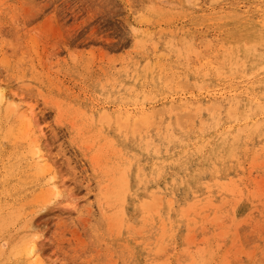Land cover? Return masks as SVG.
<instances>
[{"label": "rangeland", "instance_id": "rangeland-1", "mask_svg": "<svg viewBox=\"0 0 264 264\" xmlns=\"http://www.w3.org/2000/svg\"><path fill=\"white\" fill-rule=\"evenodd\" d=\"M0 87L50 165L0 105V264H27L32 233L43 264H264V0H0ZM125 110L156 112L134 128Z\"/></svg>", "mask_w": 264, "mask_h": 264}, {"label": "bare ground", "instance_id": "bare-ground-1", "mask_svg": "<svg viewBox=\"0 0 264 264\" xmlns=\"http://www.w3.org/2000/svg\"><path fill=\"white\" fill-rule=\"evenodd\" d=\"M133 1V0H132ZM134 1H136V0H134ZM128 3V2H127ZM127 5H129V4H127ZM131 5H133V4H131ZM130 5V6H131ZM207 6V5H206ZM35 16V15H34ZM50 19V18H49ZM48 19V20H49ZM56 20V19H55ZM53 23V22H52ZM218 41V40H217ZM209 42V41H208ZM213 42V41H212ZM263 42V41H262ZM206 44V43H205ZM221 44V43H220ZM253 45H255V44H249V45H247V47L249 48V49H247L246 50V53H245V56H252V52H251V50H252V47H253ZM206 48V47H205ZM257 48V47H256ZM211 49V48H210ZM194 50V49H193ZM225 50H228V49H224L223 51H225ZM197 51H199V49L197 50ZM196 51V52H197ZM194 52V51H193ZM197 54H199V53H195L194 55H197ZM207 54V53H206ZM228 54H230V52H228ZM201 56V55H200ZM203 58H205V59H209V60H207L206 61V63L205 64H203V65H207L208 66V68L210 67L211 69H219L220 67H222L223 66V64H224V62L226 61V59H222V60H220V58H216L215 56H213V55H204V56H202ZM202 59L200 58L199 59V61H201ZM199 67H201V66H199ZM216 71H219V70H216ZM215 72V71H214ZM219 72H222L223 73V71H219ZM216 73V72H215ZM231 74V73H230ZM232 75V74H231ZM223 76V75H222ZM169 81H171V78H170V80ZM180 81V80H179ZM176 84H177V82H176ZM181 84H184V83H181ZM186 84V83H185ZM204 85V84H203ZM124 87H126V86H124ZM170 88V87H169ZM248 97V96H247ZM250 97V96H249ZM220 101H217V100H212V102L209 104V105H204L205 107V109H206V107H210V108H212V109H218L219 110V105H220ZM0 105H2L3 106V108L5 107L6 109V111H8V112H10L11 114H13V115H15V116H17V117H19L20 119H24V122H25V125L27 126V127H25V132H24V134L27 136V137H29V144H30V146H29V159L31 160V162L36 166V169H37V171L39 172V171H41L42 169H44V168H49V163H48V160H47V158H46V156H45V153L43 152V148H41V145H42V143H40V142H42V141H40L41 140V138L43 137V136H37V135H35V131L36 130H34L33 128H34V122L33 121H35L34 120V118L35 117H33L32 118V115H31V113L30 112H32L33 110H26L23 106H22V99H21V97H18L17 96V94H8V93H6L1 87H0ZM172 104H170L169 106H171ZM181 107V109L182 110H179V111H181V112H185V116L186 115H189V117L187 116V117H185V118H190V117H192L191 115L193 114V116H195V115H197L200 111H201V109H202V107H201V100L200 99H197V100H195L194 99V101H192V99H190V100H187V101H184V102H182L181 103V105H178V107ZM164 107V106H163ZM176 105L175 106H171V107H169V110H161V111H166V112H168L169 113V115L170 114H175V118L177 119V121H178V119H179V121H178V123L179 124H181L182 125V123L184 122L183 120H181L180 121V118L182 117V114L183 113H181V117L180 116H178L179 115V113L177 112V114L175 113V111L176 110H170L171 108H175V109H179ZM8 109V110H7ZM162 109V108H161ZM163 109H165V107L163 108ZM229 110V109H228ZM235 111V110H234ZM156 112V111H155ZM154 112V110H132V111H124V112H122L121 114H117L118 115V119L120 120V123L122 124V125H124V124H131L134 128L135 127H139V126H143V125H147V126H149V128L151 127V124L153 123V120H152V117H153V113H155ZM160 112V110L158 109V113ZM80 113H82V112H80ZM102 113V112H101ZM162 113V112H161ZM252 113V112H251ZM33 114V113H32ZM98 115V114H97ZM100 115V114H99ZM177 116H178V118H177ZM101 119H104V120H112L109 116H106L105 114H102L101 116H100V119L99 120H101ZM190 119H193V118H190ZM92 120H93V116H92ZM91 120V121H92ZM160 120H161V118L159 117V119H158V122H160ZM175 120V119H174ZM102 121V120H101ZM176 121V120H175ZM93 122V121H92ZM152 122V123H151ZM181 122V123H180ZM101 123V122H100ZM175 123V122H174ZM177 123V124H178ZM259 123H260V121H259ZM22 124V123H21ZM105 124V123H104ZM114 124H115V120H114ZM118 124V123H117ZM148 124H150V125H148ZM187 124H189L188 122H187ZM106 125H108L107 123H106ZM116 125V124H115ZM190 125V124H189ZM188 125V126H189ZM158 126V125H157ZM21 127H22V125H21ZM143 127H145V126H143ZM156 127V126H155ZM181 127H183V126H181ZM192 127V126H191ZM118 128V127H117ZM127 128V127H126ZM132 128V127H131ZM165 128H167V127H165ZM37 129V128H36ZM123 129V128H122ZM137 129V128H136ZM120 131V130H119ZM198 131V130H197ZM132 132V131H131ZM135 132V131H134ZM139 132V131H138ZM118 133V132H117ZM23 134V135H24ZM133 134V133H132ZM24 135V137H26ZM230 136V135H229ZM139 137V136H138ZM125 138V137H124ZM141 138V137H140ZM139 138V139H140ZM26 139V138H25ZM27 141V140H26ZM146 143V142H145ZM151 143V142H150ZM148 144V143H147ZM220 144H221V146L224 148L226 145H228V146H230V141L229 140H227V138L224 136V137H222L221 139H220ZM229 148V147H228ZM156 149H157V147H156ZM155 149V150H156ZM195 157V156H194ZM94 160H96L97 158L96 157H94L93 158ZM127 160V159H126ZM259 162V161H258ZM75 163H76V161H75ZM262 163V162H261ZM50 169V168H49ZM49 169H48V171H49ZM138 169V168H137ZM87 170L88 169H86V168H82V170H77V171H75L74 170V172H75V174H77V173H79V174H82V175H84V178H86L87 180H89V176H88V173H87ZM139 170V169H138ZM128 171H129V168H128ZM141 171V170H140ZM53 174V173H52ZM125 175V174H124ZM55 174H53V175H50L49 176V179L47 180V192H48V196H49V198L51 199V200H55V199H58V198H60V195H61V190H60V184H59V182L58 181H56V179H55ZM158 176V175H157ZM192 179L194 180L195 179V177H192ZM214 180H216V179H214ZM257 182V181H256ZM125 183H126V181H125ZM127 184V183H126ZM126 186V185H125ZM222 186V185H221ZM206 188H208V187H206ZM223 188V187H222ZM160 190V189H159ZM46 192V191H45ZM41 194V193H40ZM151 194V193H150ZM209 194V193H208ZM151 195H153V194H151ZM46 198V197H45ZM168 200V199H167ZM206 200V199H205ZM171 201V200H170ZM49 202H51V201H49ZM160 203H161V200H160V197H159V194L158 195H153V196H151L150 198H148V199H144V200H142V201H140V203H139V207H140V209L141 210H145L146 212H149L150 210H157L156 208L158 207V205L160 206ZM188 203V202H187ZM192 203V202H191ZM208 203V202H207ZM170 204H172V201L170 202ZM192 205V204H191ZM187 206L189 207L190 205H188L187 204ZM187 206H185V208H186V211H187ZM76 207V206H75ZM200 207V206H199ZM204 207V206H203ZM217 207V206H216ZM92 208V205H90L89 206V210H92L91 209ZM205 208V207H204ZM77 209V208H76ZM88 209V208H87ZM190 210V209H189ZM183 212L185 211V210H182ZM207 214V213H206ZM140 216H142V214L140 215ZM139 216V217H140ZM205 217V216H204ZM141 218V217H140ZM206 218V217H205ZM188 219V218H187ZM190 219H192V218H190ZM81 220V219H80ZM83 221V220H82ZM186 228H188V227H186ZM38 236L36 235V234H28V236H27V239H26V241H25V244H24V247L20 250V257H22L23 258V260L27 263V264H43V261H42V258H41V256H40V251H39V246L40 245H38ZM4 244V243H3ZM248 252H246V255H248L247 254ZM261 257V256H260ZM239 260H240V258H239ZM193 264H204V260L203 259H199L198 261H194L193 262Z\"/></svg>", "mask_w": 264, "mask_h": 264}]
</instances>
